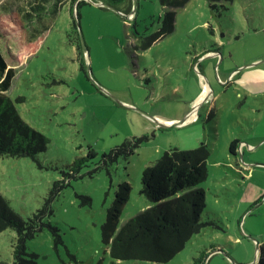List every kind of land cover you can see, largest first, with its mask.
I'll return each mask as SVG.
<instances>
[{
	"label": "rangeland",
	"instance_id": "rangeland-1",
	"mask_svg": "<svg viewBox=\"0 0 264 264\" xmlns=\"http://www.w3.org/2000/svg\"><path fill=\"white\" fill-rule=\"evenodd\" d=\"M85 1L78 9L77 0L43 1L44 10L31 11L28 23L22 17L28 3L0 0V48L15 70L5 93L22 119L48 138L36 159L0 156V193L24 219L46 203L50 212L43 220L62 240L54 247L48 226L27 240L36 264H156L111 258L101 224L118 183L131 185L120 226L151 204L139 192L144 166L169 148L200 142L209 148L207 177L198 184L205 191V225L162 264H193L199 256L202 264H258L264 243V0L222 2L217 11L206 0H189L175 9L174 29L141 51L132 49L127 28L156 32L159 0ZM10 2L14 12L5 14ZM141 136L147 140L128 157L93 171L103 152ZM234 139L236 154L229 151ZM90 147L97 154L74 166ZM55 181L61 188L52 192ZM15 237L10 228L0 231V264L12 260Z\"/></svg>",
	"mask_w": 264,
	"mask_h": 264
},
{
	"label": "trees",
	"instance_id": "trees-1",
	"mask_svg": "<svg viewBox=\"0 0 264 264\" xmlns=\"http://www.w3.org/2000/svg\"><path fill=\"white\" fill-rule=\"evenodd\" d=\"M22 1L29 4V10H25L22 15L23 19L29 23L31 11L36 12V15L38 10L42 12L44 9L41 2L46 0ZM118 1L120 0H111V3ZM188 1L159 0L163 8V16L156 32L145 36L136 30L135 25L127 28L126 38L132 49L144 50L157 38L170 33L174 29L175 9L184 6ZM206 1L211 9L217 11L218 6L223 7L222 2L233 0ZM85 2V0H77L75 7L78 9ZM12 3L10 2L3 10L5 14L14 12ZM12 17L17 22L23 23L22 29L27 28V24L19 15ZM73 25L75 26L74 20ZM37 39L32 45L30 44V47L35 45ZM14 74V68L8 67L0 48V156L36 159L39 153L45 151L48 138L22 119L13 100L5 93L10 87ZM212 115L213 112L210 110L206 119L208 120ZM144 140H147L145 136L132 137L109 149L108 152H103L101 164L97 165L93 171L101 169L107 161L111 162L119 156L128 157ZM237 143L236 139L229 143V151L233 154H236ZM96 154V151L90 147L87 155L79 157L73 164L80 167L85 160ZM208 155L207 144L200 142L192 149L169 148L153 162L145 165L141 174L139 192L151 204L120 226H118L119 217L130 195L131 185L128 181L118 183L114 198L107 208L105 220L101 224V239L107 245L111 258L128 259L136 263L148 261L162 264L184 248L192 235L199 232L205 225V222L201 220V213L205 207V191L198 187V184L207 177ZM59 188H61L60 181H55L51 191ZM45 204L24 219L10 207L0 193V231L10 228L16 233L12 260L3 264H36L37 255L27 250V240L34 237L35 233L42 230L44 226H48L51 230L54 247L62 243L56 226L45 223L43 220L45 214L50 212ZM201 262L200 256L193 260V264H202ZM257 262L264 264V243L259 246Z\"/></svg>",
	"mask_w": 264,
	"mask_h": 264
},
{
	"label": "water",
	"instance_id": "water-1",
	"mask_svg": "<svg viewBox=\"0 0 264 264\" xmlns=\"http://www.w3.org/2000/svg\"><path fill=\"white\" fill-rule=\"evenodd\" d=\"M98 4V3H97ZM101 6L103 7H106V8H110V9H113L115 11H118L117 9H115V7H113L112 5L108 4V3H105V2H100L99 3ZM75 23L77 26H79V23H78V19L77 17L75 16ZM184 120L185 119H182V120H175L173 122H169L167 124H164V126H178V125H181L184 123Z\"/></svg>",
	"mask_w": 264,
	"mask_h": 264
},
{
	"label": "crops",
	"instance_id": "crops-1",
	"mask_svg": "<svg viewBox=\"0 0 264 264\" xmlns=\"http://www.w3.org/2000/svg\"><path fill=\"white\" fill-rule=\"evenodd\" d=\"M199 98H200V97H199ZM197 99H198V98H197ZM190 114H191V111L188 112V116H190Z\"/></svg>",
	"mask_w": 264,
	"mask_h": 264
},
{
	"label": "bare ground",
	"instance_id": "bare-ground-1",
	"mask_svg": "<svg viewBox=\"0 0 264 264\" xmlns=\"http://www.w3.org/2000/svg\"><path fill=\"white\" fill-rule=\"evenodd\" d=\"M193 113L190 114V116L192 115Z\"/></svg>",
	"mask_w": 264,
	"mask_h": 264
}]
</instances>
